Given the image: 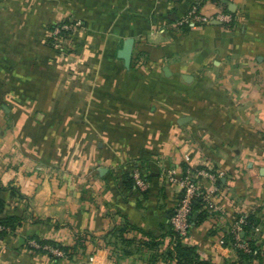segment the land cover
Returning a JSON list of instances; mask_svg holds the SVG:
<instances>
[{
  "label": "crops",
  "instance_id": "crops-1",
  "mask_svg": "<svg viewBox=\"0 0 264 264\" xmlns=\"http://www.w3.org/2000/svg\"><path fill=\"white\" fill-rule=\"evenodd\" d=\"M189 169L205 192L198 171L218 176L219 210L192 206V264H264V0H0V217L26 216L0 264H180ZM242 215L254 258L228 239ZM37 239L81 245L53 258Z\"/></svg>",
  "mask_w": 264,
  "mask_h": 264
},
{
  "label": "built area",
  "instance_id": "built-area-1",
  "mask_svg": "<svg viewBox=\"0 0 264 264\" xmlns=\"http://www.w3.org/2000/svg\"><path fill=\"white\" fill-rule=\"evenodd\" d=\"M188 17L197 20L198 22H209L212 19H220L223 21H229L231 16L229 14H217V15H205L201 14L198 11V7L194 6ZM70 25L65 23L62 26L58 27L57 31L61 30H69ZM199 174L207 175L211 178V180L215 183L214 188L211 192H205L197 183L195 172L189 169L186 175L183 177L182 186H183V195L176 206L174 213L172 215V225L174 230L178 233L180 237H187L191 222L190 216L192 214V205L193 201L196 199H202L206 202L207 207L210 212H216L219 210L217 203L215 202V192L218 190V186L216 184L218 176L215 173L209 172L207 170L198 171ZM133 177L136 181V184L139 186H145V181L142 177L141 171L139 169H135L133 171ZM247 223V216L242 215L232 224L231 233L233 238V247L243 249L246 252L250 251V246L247 241H245L241 237V233L243 230V225ZM226 241L224 238H221L220 243L224 244ZM31 244L36 247H40V245L36 241H32ZM45 248L49 249L55 255L64 256L65 253L59 248H55L53 246L45 245Z\"/></svg>",
  "mask_w": 264,
  "mask_h": 264
},
{
  "label": "trees",
  "instance_id": "trees-1",
  "mask_svg": "<svg viewBox=\"0 0 264 264\" xmlns=\"http://www.w3.org/2000/svg\"><path fill=\"white\" fill-rule=\"evenodd\" d=\"M65 23H61L59 25L62 26ZM67 32V30H61L60 34L62 35L63 33ZM128 177L130 179V186H132L134 184V178H133V173L130 175L128 174ZM7 187H5V185L3 184L1 178H0V213H3V211L5 210V206H6V201L5 199L2 197L1 193L6 190ZM13 190V189H12ZM197 200H201L202 199H196L193 201V208L198 207L197 204ZM194 213V212H193ZM192 215V214H191ZM26 219V216L24 215H17V214H7L6 216H2L0 217V238H3L9 234H14L24 223ZM190 222L192 223L191 220V216H190ZM255 226L256 225V219L252 216V215H248L247 216V223L243 225V229L245 232H249L251 234V237L248 238L247 242L249 243L250 246V251L246 252L243 249L240 248H236L238 253L240 254V256L242 258L246 257V258H254L257 247L254 244V238L252 237L254 230H255ZM171 235L176 238V251L177 254L180 256V264H192L191 260H192V256L194 255V249L193 247H188V246H183V242H184V238L180 237L178 235V233L174 230L173 225L171 227ZM191 228V227H190ZM118 236L121 238L122 241H132V238H128L127 236V229L126 228H122L120 230L117 231ZM230 241H233L232 238V233H229L228 236ZM37 243L40 245V247H36V246H30L33 249H36L39 252H42L44 254H47L53 258H58L60 256L53 254L49 249L45 248V245H49V246H53L55 248H59L60 250H62L65 255H70L72 256L73 254L76 253V250L79 248V246L81 245L80 242H78L76 245L74 246H67V245H63L61 243H58L56 241L53 240H41V239H37L36 240Z\"/></svg>",
  "mask_w": 264,
  "mask_h": 264
},
{
  "label": "water",
  "instance_id": "water-1",
  "mask_svg": "<svg viewBox=\"0 0 264 264\" xmlns=\"http://www.w3.org/2000/svg\"><path fill=\"white\" fill-rule=\"evenodd\" d=\"M129 54H130V48H129V44L127 43L125 48L121 52V56H123L124 58L128 59L129 58Z\"/></svg>",
  "mask_w": 264,
  "mask_h": 264
},
{
  "label": "rangeland",
  "instance_id": "rangeland-1",
  "mask_svg": "<svg viewBox=\"0 0 264 264\" xmlns=\"http://www.w3.org/2000/svg\"><path fill=\"white\" fill-rule=\"evenodd\" d=\"M58 256H62V255H58Z\"/></svg>",
  "mask_w": 264,
  "mask_h": 264
}]
</instances>
